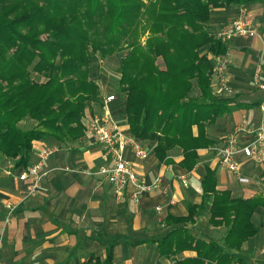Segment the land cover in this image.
Listing matches in <instances>:
<instances>
[{
	"label": "trees",
	"instance_id": "16d2710c",
	"mask_svg": "<svg viewBox=\"0 0 264 264\" xmlns=\"http://www.w3.org/2000/svg\"><path fill=\"white\" fill-rule=\"evenodd\" d=\"M246 1L0 0V156L19 168L28 164L35 142L53 140L60 149L82 138L86 109L101 101L92 58L126 52L117 85L126 97L130 135L158 136L160 159L178 149L182 165L191 168L199 148L213 147L192 137V127L214 123L236 106L211 89L207 54L227 50L208 28L210 12ZM27 120L33 125L20 127ZM215 186L207 170L201 204L175 220L182 225L160 240L161 257L173 264H247L242 247L258 232L252 218L264 198L232 197ZM205 210L208 225L224 230L219 237L186 228ZM184 251L195 256L175 259Z\"/></svg>",
	"mask_w": 264,
	"mask_h": 264
},
{
	"label": "crops",
	"instance_id": "0c3cea01",
	"mask_svg": "<svg viewBox=\"0 0 264 264\" xmlns=\"http://www.w3.org/2000/svg\"><path fill=\"white\" fill-rule=\"evenodd\" d=\"M239 8L246 9L257 36L225 41L230 58L227 90H222L211 77L213 94L233 100L236 106L214 123L191 129L192 137L200 136L201 142L207 141L212 146L221 144L235 125L245 121L257 127L264 119V111L260 110L264 104V89L259 90L252 80L255 71L260 69L259 83L264 86V0H248L240 5L213 9L208 28L215 34L237 15ZM207 58L213 62L214 56L207 54ZM91 77L98 86L103 84L92 73ZM99 88L100 103L88 107L82 119L84 136L46 160L42 168L46 174L35 193L27 194L33 180L19 181L18 176L36 162L43 145L58 146L57 143L53 140L35 142L28 164L19 168L0 156V264H172V258L159 255L158 244L173 228L182 225L181 222L175 224V220L185 219L190 206L201 204L202 180L207 170L214 175L217 191L228 190L232 197L244 199L264 198V165L253 166L241 158L242 173L251 182L239 185L234 177L217 167L210 155L212 147L199 148L197 162L191 168L182 165L183 156L178 149L168 152L167 160H162L154 151L158 136L139 140L130 135L125 95L105 94ZM107 96L115 99L105 103ZM103 116L110 118L125 137L140 143L144 158H135L130 148L124 151L137 177L145 183L161 178L155 191L141 195L137 201L130 199L131 188L116 199L112 186L97 174L110 163L104 159L101 145L87 133V125L92 118ZM181 178H185V186ZM7 205L14 207L10 215ZM207 213L205 210L193 224H186L193 235L212 237L209 230L222 229L208 225ZM255 215H258L257 223L253 221ZM252 222L258 229L257 234L261 231L264 235V208L255 210ZM207 225L209 230L206 231ZM248 241L242 247L246 254L251 246H245ZM194 256V252L184 251L175 259ZM248 257L247 264H259L258 260Z\"/></svg>",
	"mask_w": 264,
	"mask_h": 264
},
{
	"label": "built area",
	"instance_id": "2783aa9c",
	"mask_svg": "<svg viewBox=\"0 0 264 264\" xmlns=\"http://www.w3.org/2000/svg\"><path fill=\"white\" fill-rule=\"evenodd\" d=\"M257 33L246 9L239 8L237 15L215 32V37L225 42L235 37L253 38ZM229 65L230 58L227 52L213 58L212 77L217 80L222 90H227L226 73ZM259 73L260 69H257L252 80L259 90H263L264 86L259 83ZM114 99V96H107L104 102H111ZM260 110L264 111V104L260 106ZM87 133L101 145L102 155L110 163L101 167L97 174L104 177L112 186L116 199H120L125 191L131 188L130 199L137 201L141 195L151 193L159 187L160 177L155 178L152 183H145L137 177L131 162L124 157V151L130 148L135 158L140 159L145 157V152L138 141L132 137H125L110 118L107 116L92 118L87 125ZM58 150L57 146L43 145L36 162L19 174V181H25L27 178L33 180L28 187V195L37 191L46 174L42 171L44 163ZM210 150L212 159L220 170L233 175L240 185H248L250 180L241 172L240 159L244 158L243 160L251 162L253 166L264 165V119L257 127L245 121L235 125L222 143L213 146ZM181 182L183 186L186 185L185 178H181ZM6 207L10 215L14 207L8 205ZM159 210L156 208V211ZM260 255L264 263V239Z\"/></svg>",
	"mask_w": 264,
	"mask_h": 264
},
{
	"label": "rangeland",
	"instance_id": "374dc122",
	"mask_svg": "<svg viewBox=\"0 0 264 264\" xmlns=\"http://www.w3.org/2000/svg\"><path fill=\"white\" fill-rule=\"evenodd\" d=\"M142 1L145 4H149V2L152 0H142ZM144 38H145V36L142 37L140 40L142 44H144ZM125 54H126V52L117 53V54L113 55L112 57H110L106 60H101L96 55L92 58V60H91V73H92L94 78H98L101 82H103V84L99 85L102 88L101 90L103 93L106 94L107 92H109V93L113 92L115 95L120 94V92L118 90V85H117L118 80L117 79L119 77L118 72H119L120 61H121V58ZM33 78L35 80H37V77L33 76ZM32 125H33V123L31 121L27 120V121L22 122L20 124V127H22L23 129H28ZM210 155L213 157L212 154H210ZM240 168H241V166H240ZM241 172H242V169H241ZM229 175H231V174H229ZM231 176L234 177L233 175H231ZM237 184H239V183L237 182ZM8 214H9V212H8ZM257 220H258V215H255L254 219H253L254 223H257L256 222ZM205 230L206 231L209 230L208 225L205 226ZM223 231H224L223 229H220L216 232H210V230H209L208 233H211V235L213 237H219L223 233ZM263 239H264V235L260 231L252 240L248 241V243L245 245V246H247L248 244H251L248 253L246 254L244 252H241L246 260L250 259L248 257V256H250V257L254 258L255 260H258L259 264H264L262 257L260 255V248H261ZM171 263L173 264V261Z\"/></svg>",
	"mask_w": 264,
	"mask_h": 264
}]
</instances>
